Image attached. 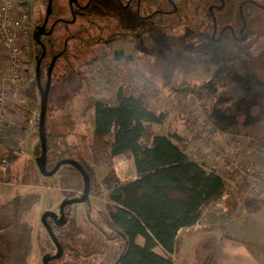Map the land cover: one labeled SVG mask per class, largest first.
Listing matches in <instances>:
<instances>
[{"label":"rangeland","instance_id":"obj_1","mask_svg":"<svg viewBox=\"0 0 264 264\" xmlns=\"http://www.w3.org/2000/svg\"><path fill=\"white\" fill-rule=\"evenodd\" d=\"M48 1L21 0L20 3L30 18L29 22L19 28V41L22 45L24 60L19 94L13 95V98L20 102L18 114L23 124L19 127L20 131L15 132L13 149L5 148L4 156L0 158V173L4 174L0 178V238L4 241L5 246V255L0 259V264H44L43 257L46 253H56V245L42 222V216L48 210L59 214L60 204L68 195L65 190L59 187L55 175L46 176L41 173V185L23 182L25 175L29 177L32 174V166L29 165L25 145L31 136L38 140L37 146L39 144L36 126L33 127V120L37 119L41 112V96L36 82L38 47L34 43V35L38 28L36 22L39 19L42 21V17L47 14ZM79 1L86 2L87 0ZM105 1L109 2V0H95L94 7H102V2ZM180 1L176 0V2ZM186 1L189 3L192 0L182 2L183 7L187 6ZM258 1L264 4V0ZM238 2H236L237 5ZM69 3L70 0H54L53 5L55 8L61 5V12L69 16ZM164 4L169 6L165 0H146L144 8L152 9L157 5L165 7ZM102 11L108 12L107 9ZM245 12H251L248 21L250 29L253 31L252 39L248 41L247 47L254 52L249 57L247 55L229 56L228 53L219 49L209 36L202 35L195 28L189 26L183 20V15H185L183 12L181 17L178 14L157 16L154 23L155 21L157 23L164 21L162 30L153 27L154 23L151 20L136 22L134 16L133 26L138 24L140 27L145 26L150 29V35L144 40L142 39V43H139L133 34L128 43L118 42L113 48H110L109 45L106 47L97 46L88 52L81 49L79 55L81 60L73 64L75 71L61 76L59 74L61 69L58 68L57 77L51 86L54 94L52 97L58 99L60 96L57 93L62 92V97L66 96V101L71 107V118L68 120L72 119L74 126L66 128L65 132L68 143L78 145V152L75 153L79 156V153L82 152L88 158L91 156L89 145L95 127L94 113H90L86 117L82 116L89 95L84 75L78 73L77 70L81 71L84 68L83 60L88 59L93 52L100 53L104 50L108 52V56L97 65L94 72L98 98L115 104L119 86L125 81L132 80L135 86L140 87L142 81L139 78V72L143 71L153 77L160 90L159 95L149 100L151 108L157 113L165 114L166 118L164 123L156 125V131L165 133L166 129L175 130L178 131V134L181 133L182 136H185L186 152L188 150L191 158L207 165L209 169L214 168L224 174L225 194L232 201L236 203L240 201L244 205V200L249 196L264 197V191L250 189L245 182L235 183L238 171L236 168L230 167V159L243 154L245 147L242 143L237 145L236 141L237 149L234 150L217 143L218 137L224 134L219 129L220 123L222 128H235L240 120L248 121L249 117L252 118L254 115L251 109L245 106L240 109L237 107L239 77L240 80L244 78L243 86L250 81L264 82V9L260 10L252 4H246ZM236 13V9L230 6L224 11H218L217 17L221 24L232 23L235 21ZM62 27L64 29L74 28L68 24ZM118 48H123L127 52L133 50L134 58L128 66L116 62L113 58L114 50ZM226 75H229L226 77L227 81L223 80ZM170 81L174 83L187 81L198 87L197 92L204 101V108L193 94L180 93L172 84L164 86ZM227 106L230 109L233 108L230 113L225 109ZM28 112L31 113L29 117ZM226 113H229L231 117L229 123L223 120ZM57 114H60L59 110L56 111ZM207 115L211 116L210 120L212 121L207 122ZM259 131H257L258 134ZM250 133H253L252 130ZM0 134L4 137L5 133L0 132ZM3 142H6L7 146L8 141L4 140ZM191 142H195L193 147L190 145ZM40 154L41 150L38 147L37 156ZM4 158H6V162L3 161ZM36 167L39 168L37 162ZM114 168L118 176L136 172L133 163L126 156L121 160L116 158ZM109 169L110 166L107 164L100 168L98 166L95 182L100 183ZM255 169L258 173H262L257 168ZM225 171H228L229 175H226ZM242 184L248 186L244 192L239 190ZM108 200L107 191H104L102 195L92 197L90 210L86 209L85 203L72 204V208L74 206L78 209L73 212L70 219L67 240L80 249L81 256L79 259H75L70 253H66L56 264H111L115 261L111 254L99 253L102 245L99 244L98 234L100 226L104 225L100 212L106 208ZM221 209L223 207H218V210ZM87 251L91 253L89 254ZM111 253L113 254V252ZM209 254L210 249L201 244L195 247L188 257H191V261L193 260L195 264H201ZM180 259V254H177L176 263Z\"/></svg>","mask_w":264,"mask_h":264},{"label":"trees","instance_id":"obj_2","mask_svg":"<svg viewBox=\"0 0 264 264\" xmlns=\"http://www.w3.org/2000/svg\"><path fill=\"white\" fill-rule=\"evenodd\" d=\"M205 3L199 0H192L189 3L186 1L187 6L182 7L180 13L185 12L183 20L192 28L201 26L199 15H201L200 10L206 7ZM60 6L58 5L55 10L56 16H63ZM84 19L85 17H82V20ZM39 21L41 20L36 22L37 25ZM99 21L98 18H94L86 32L74 30L71 46L78 45L83 39L94 34V24ZM63 25H65L63 22H59L55 33L66 34ZM72 26L75 29L80 27L79 22ZM41 39L46 44L48 37ZM34 43L38 47L37 58H39L42 47L35 39ZM44 61L45 58L41 65V77L42 85L45 87L48 76L46 71H43ZM95 69L91 67L88 71L77 70L84 75L89 95L82 116L86 117L94 113L95 119L93 137L89 145L91 159L82 152L78 156L75 153L78 152V145L68 143L66 128L74 126L73 120H68L71 118V107L66 101V96L62 97V92L57 93L60 96L58 99L52 97L54 94L51 88L45 117L47 170H52L58 162L67 158L81 163L91 178L90 197L84 202L87 210L91 208L93 196H100L107 191L109 200L106 208L100 212L104 225L100 226L98 234L99 244L102 245L99 253L111 254L115 258L114 264H174V254L178 253L182 242L179 231L195 225L207 206L224 197L226 192L224 174L209 169L203 163L191 158L186 152L185 136L170 130L167 133L156 131L154 125L164 123L165 114L154 111L149 103V100L160 92L153 77L143 71L139 72L142 85L138 87L132 80L125 81L117 89V103L108 105L96 96ZM56 77L54 74L53 78ZM167 84L174 85L180 93L193 94L204 108V101L197 92L198 87L187 81L180 83L170 81L164 86ZM57 110L60 114L56 115ZM30 115L31 113L28 112V117ZM210 118L211 116L207 115V122L212 121ZM39 120L40 116L36 124V136L39 138L38 147L42 150ZM219 129L222 133H240L220 126ZM256 141L251 137V147L264 151L255 145ZM117 155L133 159L137 174L135 179L120 181L114 168V157ZM105 164L110 166L109 172L100 183H96L94 179L96 169ZM31 166L32 174L29 177L25 175L23 182L41 185L40 169L34 167V164ZM224 173L229 175L228 171ZM3 175L1 172L0 178ZM54 175L58 179L59 187L67 192V198L83 193L85 177L78 167L64 165ZM247 189L246 184L239 187L243 192ZM244 206L249 213L258 212L264 207V197L249 196L244 200ZM65 212L67 214L65 225L58 226L52 220L49 222L64 247V255L70 253L75 259H79L80 249L67 240V228L73 215L72 205H67ZM138 236L144 238L143 244L138 243ZM158 246L164 253L156 250ZM4 247V241L0 238V259L5 255ZM92 247L94 248V245ZM90 251L87 252L90 254ZM61 259H54L50 264H56ZM211 259L212 252L201 264H209Z\"/></svg>","mask_w":264,"mask_h":264},{"label":"crops","instance_id":"obj_3","mask_svg":"<svg viewBox=\"0 0 264 264\" xmlns=\"http://www.w3.org/2000/svg\"><path fill=\"white\" fill-rule=\"evenodd\" d=\"M8 70L7 52L0 38V88L2 79ZM228 76H224L223 80L227 81L226 77ZM243 79L240 80L239 77L238 80L237 107L240 109V107L245 106L251 109L254 115L252 118L249 117L248 121L240 120L235 128L227 125L230 129L237 130L240 133H224L218 137L217 143L231 150L237 149L238 143H242L245 147L242 156L247 161L252 162L258 171L264 173V151H258L250 145L251 137H253L257 140L255 145L264 149V82L258 83L257 81H250L245 84V88L242 84ZM19 104L20 102L18 100L13 97L10 98L7 118L0 122V132L5 133L3 134L4 137L0 134V158L4 156L5 148L13 149L15 132H19V127L23 124L18 114ZM225 109L230 113L233 108L230 109L227 106ZM229 113L224 114L226 116L223 118L228 123L231 120ZM156 125L159 124L154 125L155 129ZM219 126H221V123ZM250 130L253 133H250ZM258 130H260L259 134L257 133ZM168 131L169 129H166L164 132L167 133ZM173 132L178 133L175 130ZM4 140L8 141L7 146L5 144L6 142H3ZM37 143L38 140L34 136H31L25 145V153L27 154L29 165L34 164V167H36L38 158ZM193 144L195 142H191V147H193ZM187 153H189L188 150ZM122 157L125 156L117 155L114 157V160L116 158L121 160ZM89 158L91 159V156ZM129 160L135 168L133 159ZM205 166L207 167V165ZM100 167H104V165ZM233 202L230 198L223 197L221 200L211 203L203 210L201 219L195 225L179 231L182 242L178 253L174 254V264H195L193 260L191 261V257H188V254L201 244L210 249V253L212 252V259L209 264H264V207L258 212L249 213L244 207L243 202ZM218 207H223V209L218 210ZM76 209L78 208L73 206V212H76ZM137 241L143 244L144 238L138 236ZM156 250L159 253H164L160 246ZM177 254H180L181 259L176 263L175 258Z\"/></svg>","mask_w":264,"mask_h":264},{"label":"flooded vegetation","instance_id":"obj_4","mask_svg":"<svg viewBox=\"0 0 264 264\" xmlns=\"http://www.w3.org/2000/svg\"><path fill=\"white\" fill-rule=\"evenodd\" d=\"M95 0H87L86 2H72L68 4L69 16L61 12V15H55V6L50 12L48 20L46 19L47 14H45L44 19L36 27L41 26L46 23V31H49L53 23L56 22L51 34H43L42 37H48L46 45V55L44 61V69L47 76L49 71L52 75L57 74L58 68L61 69L59 74H69L71 71H75L73 64L81 60L80 51L88 52L97 46H110L113 48L118 42L128 43L131 40L133 34L137 37V41L142 43L143 40L150 35V29L145 26L140 27L138 24L133 26V18L135 16L136 22L143 20H151L154 23V19L159 15H175L178 14L180 17L183 13L181 9L183 7L181 0L176 2V0H165L169 6L166 5L162 7L157 5L152 9L144 8L146 0H109L102 2V7H94ZM205 3V9L200 10L201 15H199L200 27L195 28L200 34L209 36L210 40L218 45L219 49L225 51L229 56L241 57L247 55L248 57L254 52L248 46V41L252 39V30L249 26L248 16H251V12H245L246 4H252L259 8L264 9V4L258 0H241L240 2L236 0H199ZM234 1V2H233ZM238 2V5L236 4ZM181 3V5H180ZM234 7L237 11L235 15V21L232 23L221 24L218 17V11H224L228 8ZM60 8V7H59ZM107 9L108 12L102 11ZM62 10V9H61ZM121 10V12H119ZM47 12V11H46ZM87 12V13H86ZM184 16V15H183ZM82 17H85L82 20ZM94 18H98L100 21L95 25L94 34L89 35L83 39L78 45L73 44L71 46L70 42L73 39L74 28L63 29L66 34L55 33V28L59 22H63L65 25H76L79 22L78 29L75 31H87L89 30V25L93 22ZM184 18V17H183ZM163 22L157 23L155 21L153 27H157L160 30L163 28ZM80 28V29H79ZM105 32V35H104ZM65 35V36H64ZM143 39V40H142ZM41 46V45H40ZM42 47V46H41ZM79 47V48H77ZM72 48V51H71ZM107 51H100V53H92L88 59H84V68L81 71H88L91 67H97L102 60L106 59L108 54ZM119 52L121 54L119 55ZM102 55L104 57H102ZM114 59L116 62H121L128 66L132 59L134 58L133 50L131 52L124 51L123 48H118L114 50ZM102 57V58H100ZM43 58V60H44ZM42 60V61H43ZM42 65V63H41ZM72 67V68H71ZM42 69V66H41ZM69 69V70H68ZM51 89V88H50ZM67 218V214H66ZM53 219L48 218V221ZM55 224H57L55 222ZM58 225V224H57ZM65 225V224H64ZM60 226V225H58ZM63 226V225H62ZM115 262L111 263L114 264Z\"/></svg>","mask_w":264,"mask_h":264},{"label":"built area","instance_id":"obj_5","mask_svg":"<svg viewBox=\"0 0 264 264\" xmlns=\"http://www.w3.org/2000/svg\"><path fill=\"white\" fill-rule=\"evenodd\" d=\"M20 3L21 0H0V38L6 48L9 64V70L3 77L0 88V122L7 117L10 98L19 94V84L22 80L24 57L22 45L19 41V28L29 22L30 18L28 12L20 6ZM107 104L110 105L109 102ZM37 119L33 120L34 128L37 124ZM3 161L6 162V158ZM230 167H234L238 171L235 183L245 182L250 189L264 191V174L258 173L253 164L242 155L231 157ZM136 176V172L135 174L129 173L119 176V179L121 182H125L135 179ZM224 197L228 198L226 194Z\"/></svg>","mask_w":264,"mask_h":264},{"label":"water","instance_id":"obj_6","mask_svg":"<svg viewBox=\"0 0 264 264\" xmlns=\"http://www.w3.org/2000/svg\"><path fill=\"white\" fill-rule=\"evenodd\" d=\"M53 2L54 0H49L48 5H47V16L46 19L48 20L50 12L53 9ZM72 2H77V0H70V3ZM56 22L53 23L49 31H46V23L42 24L39 26L35 32L34 39L35 41L42 46V53L41 56L37 59L36 63V82L40 90V95H41V113H40V120H39V135H40V141H41V154L37 158V163L39 165V169L42 174L46 176H51L54 175L60 167L64 165H71V166H76L80 169V171L83 173L85 177V188L83 193L80 196H75V197H70L64 199L61 204H60V213L53 212L51 210L46 211L43 216H42V222L45 225L49 235L51 236L52 240L54 241L57 251L55 254H50L46 253L43 257V262L44 264H50V262L54 259H59L63 256L64 254V247L60 243L59 239L56 237L52 226L50 222L48 221V218L53 219L58 225L62 226L67 222L66 218V212H65V207L67 205H72L74 203H84L89 197H90V190H91V178L89 173L87 172L86 168L79 163L75 159L67 158L63 159L60 162L56 164V166L48 171L46 167L47 163V144H46V137H45V117H46V112H47V107H48V98H49V92L51 88V82H52V75L51 72L49 71L48 74V80L47 84L44 87L42 85V77H41V63L43 58L46 55L47 49L46 45L41 39V36L43 34H51L53 31V28L55 26Z\"/></svg>","mask_w":264,"mask_h":264}]
</instances>
